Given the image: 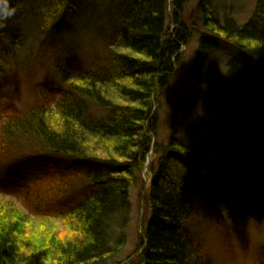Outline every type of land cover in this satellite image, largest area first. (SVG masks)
Returning a JSON list of instances; mask_svg holds the SVG:
<instances>
[{"label":"trees","instance_id":"obj_1","mask_svg":"<svg viewBox=\"0 0 264 264\" xmlns=\"http://www.w3.org/2000/svg\"><path fill=\"white\" fill-rule=\"evenodd\" d=\"M88 3L0 0V82L29 65L22 56L30 29L44 37L66 31L92 17ZM212 4L200 0L206 28L214 33L202 36L188 81L194 89L199 85L216 42L237 53L228 63V96L238 114L232 121L238 151L221 156L213 143L194 145L202 126L192 111L193 96L176 106L168 143L156 142L157 107L191 37L182 16L186 0H121L103 58L88 69L79 59L58 67V94L41 96L24 112L0 102V176L9 178L12 168L39 156L54 167L60 158L96 166L69 174L50 169L35 182L0 190V198H10L6 204L16 206V199L20 213L16 220L0 214V264H211L185 226L206 203L217 201L229 225L264 223V0L242 27L229 20L219 26ZM151 154L149 217L137 250L121 262L131 191L145 188L142 174ZM48 203L63 209L50 212ZM28 221L43 222L37 232L49 236L26 246ZM49 223L57 229L47 230Z\"/></svg>","mask_w":264,"mask_h":264},{"label":"rangeland","instance_id":"obj_2","mask_svg":"<svg viewBox=\"0 0 264 264\" xmlns=\"http://www.w3.org/2000/svg\"><path fill=\"white\" fill-rule=\"evenodd\" d=\"M259 0H213L215 9L214 20L219 26L225 24L226 20L234 22L237 27H242L252 18ZM84 2L88 3L87 0ZM95 0L89 1V10L92 17L72 22L66 31L52 32L49 37H44L37 33L36 29H30V42L23 51L24 60L30 62L23 73H13L0 82V102L3 106L14 105L21 112L33 107L41 96H56L59 88L58 67H65L66 61H76L79 59L84 68L88 69L94 60H99L105 56L104 40L110 36L114 30L113 14L121 0ZM95 4V5H94ZM200 0H186L185 9L182 13L183 20L190 29L191 37L187 45H184L179 52V63L175 67L170 84L167 86L164 95L160 99L157 110L159 112V128L156 142L167 144L173 135L172 118L176 106L187 97H191L193 104V114L199 115L201 130L197 127L194 145L201 148L209 143L215 144V153L224 156L227 151H238L236 136L233 132L232 121L238 118L236 112H232L229 107L228 85V63L234 59V51H229L222 42L212 53L206 62L199 85L194 89L188 81L189 73L193 70L200 48L202 36L207 35L206 24L200 11ZM87 6V4H86ZM101 14V15H100ZM90 15V14H89ZM14 29V28H13ZM12 29V31H13ZM10 30V28L8 29ZM221 36L222 35H218ZM216 41V37H208ZM222 41V40H221ZM212 43V42H211ZM234 57V58H233ZM96 60V61H97ZM194 93L193 94H191ZM191 94V95H190ZM193 98V100H192ZM3 118V115L0 117ZM154 157L149 158L146 168L151 166ZM32 163L24 162L9 172V178L0 176V190H13L18 185H26L33 182L37 176L43 177L50 169L74 173L78 169L90 171L96 169L94 165L76 164L70 158L55 159L56 167L51 164L49 157H35ZM28 168H36L38 175L33 174ZM145 181V188L138 185L131 191V211L127 228L124 229L126 235L125 247L120 251L118 260L125 261L133 254L139 244L140 236L144 228L145 221L149 217L146 207V198L150 186L151 174H142ZM39 179V178H38ZM37 181V180H35ZM34 181V182H35ZM4 196L0 193V197ZM205 196L208 194L205 193ZM204 196V197H205ZM0 198V214L2 220L11 216L16 220L20 216L18 203L15 200L12 204L5 202L10 200ZM211 201V200H210ZM206 202V201H205ZM207 205L199 209L200 217L187 222L188 231L199 240L202 252L211 264H261L264 263V223L255 224L252 222L226 223L224 214L217 201L206 203ZM7 205L13 206L12 210ZM50 206V212L58 211V205ZM63 207V206H62ZM231 213L235 218L239 217L238 204H231ZM16 209V210H15ZM17 216V217H16ZM29 228L26 246L35 245L37 239L48 237L49 234L37 232L43 230V222H26ZM48 229H57L54 223L47 224ZM27 251V250H26ZM25 260H29L25 256ZM49 264L48 260L44 261ZM21 264H32L30 261ZM34 264V263H33Z\"/></svg>","mask_w":264,"mask_h":264}]
</instances>
